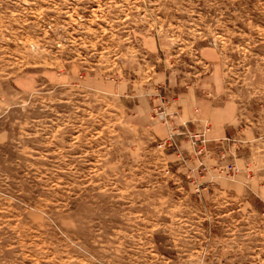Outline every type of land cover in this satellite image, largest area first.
<instances>
[{
	"label": "rangeland",
	"instance_id": "obj_1",
	"mask_svg": "<svg viewBox=\"0 0 264 264\" xmlns=\"http://www.w3.org/2000/svg\"><path fill=\"white\" fill-rule=\"evenodd\" d=\"M0 264H264V0H0Z\"/></svg>",
	"mask_w": 264,
	"mask_h": 264
},
{
	"label": "built area",
	"instance_id": "obj_2",
	"mask_svg": "<svg viewBox=\"0 0 264 264\" xmlns=\"http://www.w3.org/2000/svg\"><path fill=\"white\" fill-rule=\"evenodd\" d=\"M165 143H167V141H164ZM162 144H164V143H159V146H161Z\"/></svg>",
	"mask_w": 264,
	"mask_h": 264
}]
</instances>
